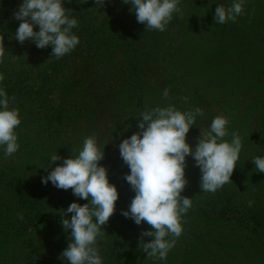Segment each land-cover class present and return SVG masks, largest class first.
I'll use <instances>...</instances> for the list:
<instances>
[{
    "label": "rangeland",
    "instance_id": "1",
    "mask_svg": "<svg viewBox=\"0 0 264 264\" xmlns=\"http://www.w3.org/2000/svg\"><path fill=\"white\" fill-rule=\"evenodd\" d=\"M70 1L71 6L66 3L68 0H65L63 6L71 11L70 16L72 11L77 14L75 18L78 19V27L73 32L78 36L81 34L89 37L95 32L92 36L95 37L99 35L96 31H100L103 37L112 34L109 46H119L122 43L119 31L124 24L125 32H130L131 24H139L131 5L124 4L122 0H105L102 6L97 4V0ZM21 3L22 0H0V23L8 15H13ZM219 3L229 6L232 0H181L182 14H175L164 32L155 31L159 36L156 41L145 40L146 50L142 52H148L147 55L154 60L147 64L150 72L143 79L122 71L114 73L110 78H106V73L79 75L78 71L74 72L75 68L70 70L69 66L67 70L58 71L51 80H46L50 86H46L49 88L45 97L43 95V101L39 99L28 107L22 98L10 103V108H19L22 123L17 128L20 144L18 152L5 156L0 150V264H56V258L61 260L59 264H67L61 254L71 242V230L65 231L63 228L62 213L60 215L59 212L60 216H57L55 222H50L48 214V218L44 215V221L34 225L31 215L23 210V207L36 201L40 203L32 207H62L59 204L62 196L60 193H65L59 192L51 182L43 184L41 178L49 175L51 167L61 165L63 159L78 155L83 140L94 136L101 149H104L105 158L100 163L108 169L110 182L118 190L130 186L124 179L130 169L121 158L118 145L139 131L137 124L140 114L169 104L181 111L194 110L193 98L197 96L204 99L200 107L204 115L198 117L197 125L190 129L188 143L195 148L202 135L201 129L207 130L212 119L218 115L226 116L230 122L229 136L225 139L230 140L231 133L235 132L241 136L243 143L238 166L231 177L232 182L215 193L202 192V195L210 197L216 194L220 200L224 195L230 196L241 216L253 215L250 212L246 215L247 209L263 212L264 173L256 170L252 159L258 155L264 156V0H247L244 13L235 22L229 21L223 25L214 21ZM248 7L254 13L250 14ZM16 23L14 30H17L20 21ZM36 30H39L38 27ZM3 32L0 30V34ZM14 35L9 36L8 32L6 36L3 34L4 46L10 50L9 55L5 51L3 61L9 59L14 62V58L18 60V65H11L7 69L8 73L16 69L18 75L26 76V82L34 92L38 88L35 84L45 81L42 70L44 59L39 56L32 41L21 44L15 40ZM88 37H82L80 42L84 43ZM128 59V56L124 57L121 53L109 62L100 63L116 67L128 65ZM214 74L222 75L221 81L212 78ZM120 78L122 81L118 80ZM66 84L93 93V97H97L95 105L87 109L86 105L80 104L82 94L75 96L74 90L66 92V98H70L66 102L63 92ZM120 89H125V92L122 90L119 93ZM165 89L169 90L168 97L163 96ZM45 110H53L55 121L47 122ZM51 154H57L62 159L53 164ZM187 163L189 183L186 187L196 193L202 190L201 171L192 157L188 158ZM19 179L28 183L34 192L44 198L36 199L27 194L23 196ZM64 191L66 195L72 193L71 189ZM19 193L21 198L17 196ZM22 196L26 205L22 203ZM75 199L81 205L88 203L76 196ZM128 199L127 202H121L119 195L116 210L104 227L115 228L120 233L128 232L130 236L124 241L113 242L112 247L102 245L101 240L97 241L103 264H131L126 256L129 252L132 256L136 248L140 249L137 245L139 240L133 237L138 231L142 233L146 226L143 228V225H137L121 214L131 204ZM64 201L69 205L73 203L70 198ZM249 201L254 202L252 206H249ZM19 214L23 215V220L19 219ZM71 215L67 213L68 218ZM227 227L232 228L230 225ZM234 233L237 236L235 238H242L238 227ZM215 234L209 232L201 244L202 249L196 250L193 257L184 262L180 257L188 247L185 241L194 237L185 228L183 234L176 238V244L167 259H157L154 264H264V236L260 237L263 241L261 248L237 243L239 248L244 249L237 251V247L219 244L229 243L230 236L221 237L223 235L219 232ZM148 239L145 237V242ZM126 242L127 245L123 246ZM120 251H125L124 258ZM136 257L141 258V264L151 259L141 249Z\"/></svg>",
    "mask_w": 264,
    "mask_h": 264
},
{
    "label": "clouds",
    "instance_id": "2",
    "mask_svg": "<svg viewBox=\"0 0 264 264\" xmlns=\"http://www.w3.org/2000/svg\"><path fill=\"white\" fill-rule=\"evenodd\" d=\"M122 2L131 5L137 22L145 24L147 31L164 32L174 15L182 14L181 0ZM246 2L232 0L229 6L219 3L215 23L235 22L244 13ZM64 3L65 0H22L14 13L15 20L20 21L15 40L21 44L32 41L40 49L51 47L52 57L57 59L70 54L80 43L79 36L73 32L78 19L69 15L71 11ZM104 3L105 0H97L98 5ZM4 50V36L0 34V63ZM3 79L0 74V150L5 156H12L20 148L17 128L22 120L19 108H10ZM163 96H169L168 89ZM203 115L200 107L181 111L172 104L145 110L138 118L139 131L118 145L120 156L130 169L124 179L135 192L128 210L121 214L137 225L150 226L140 237V249L148 258L166 260L176 238L184 232L182 218L193 204L192 198L182 195L189 183L186 175L189 157L201 171L202 192L215 193L232 182L243 148L242 138L233 132L230 140L225 139L229 136L230 122L226 116L218 115L207 130L201 129L202 135L193 148L187 136ZM50 158L53 164L62 159L57 154H51ZM104 158V149L94 136H89L83 140L78 155L63 159L61 165L51 167L49 175L41 178L45 185L51 182L58 189H71L74 196L88 201L83 205L73 202L64 213L62 226L65 231L71 230V242L61 254L67 264H103L97 241L102 238V226L113 216L119 200L117 186L110 182L108 169L100 163ZM252 162L258 172L264 173V156L258 155ZM248 203L252 206L254 202ZM67 213H72L70 218ZM19 219L23 220L22 214ZM145 237L153 239L145 242Z\"/></svg>",
    "mask_w": 264,
    "mask_h": 264
},
{
    "label": "trees",
    "instance_id": "3",
    "mask_svg": "<svg viewBox=\"0 0 264 264\" xmlns=\"http://www.w3.org/2000/svg\"><path fill=\"white\" fill-rule=\"evenodd\" d=\"M14 1V0H12ZM18 1V0H15ZM71 6L72 2L68 0L66 2ZM13 8V7H12ZM248 10L251 13H254V10L250 11V7H248ZM71 13L72 17H76L77 14L72 11ZM248 12V13H249ZM9 18V19H8ZM17 20L14 18V14L8 15L5 21L0 23V30L4 31L3 34L6 36V33L8 32L9 36H12L16 30L14 28L17 26L16 23ZM128 22V21H127ZM126 26V23L124 24ZM123 26L121 30L119 31V39H121V44L119 46H109V43L111 42L112 34L108 35L107 37H103L102 34H100V31H96L98 33V36L92 37L95 35V32L90 34L88 36H83L79 34V38L82 37H88L84 43L80 42L79 45L70 53L62 58L57 59L56 57H52V49L51 47H47L45 49L37 48L36 50L38 53H40V57L44 59L43 61V72L45 73V81L41 84H35L38 88L36 91L33 92L32 87L28 81V78L26 76H21V74L16 73V69H13L11 73H8L11 65H18V60L14 58V62L10 61L9 59H4L2 63H0V74H3V81L2 86L7 91L10 103L16 102L18 99H23L24 103L27 105H32L37 103L38 100H44V97L46 95L47 88L46 86H50V82L46 83V80H51L55 76V74L59 71L70 70L74 69V72L84 73L86 76L97 73H101L105 75L107 74L106 78L113 77L115 75L114 73H118L122 71V73H127L129 76L134 75L137 76L139 79H143V77L149 73V68L147 67V64H150L151 60L153 61V57L150 55H147V53H143L142 51L146 50V43L145 40H157L159 38L158 34L155 32L157 30H148L146 28L145 24H135L130 25V32L126 30V27ZM219 28V27H218ZM236 29V28H235ZM218 32V30H217ZM104 34V33H103ZM120 41V40H119ZM6 48V47H5ZM6 53L9 55L10 50L6 49L4 50V55ZM123 53L124 57L128 56V61L130 62L128 65H121L116 67H110L108 65H101L102 62H109L112 58H115V56L121 55ZM80 59V63H78V60ZM109 60V61H108ZM101 62V63H100ZM120 65V64H119ZM2 66V68H1ZM112 68V69H111ZM111 69V70H110ZM3 70V71H2ZM104 71V72H100ZM222 76V75H221ZM220 75L214 74L212 78L216 80L221 79ZM234 76V75H233ZM44 78V76H43ZM236 77H234L235 79ZM104 79V78H101ZM119 81H122V79H118ZM221 81V80H220ZM69 85V83H68ZM67 84L64 86L63 92L65 93V98L68 94L66 92H70L71 90H74L75 96L78 94H82V99L80 100V104L86 105L87 109L92 108V106L95 105V100L97 97H93V93L89 92L87 89L80 88L79 86H73V84H70L68 86ZM52 88V87H51ZM122 88V87H121ZM125 92V89H120L118 92ZM130 90V89H129ZM49 91V90H48ZM35 93V94H34ZM123 94V93H121ZM44 95V97H43ZM26 96V97H23ZM192 106L194 108L201 107L203 105L204 99H201L200 96L193 98ZM66 102L70 101V98H66ZM43 104V102H41ZM43 106V105H41ZM63 106V105H62ZM61 106V107H62ZM60 107V108H61ZM65 106H63L64 108ZM32 108V107H31ZM48 108H50L48 106ZM57 110V109H54ZM93 111V110H92ZM94 112V111H93ZM45 117L47 119V122L55 121L53 117V110H45ZM19 187L21 188V194L24 196V194H27L30 197H35L36 199L44 198L39 193L34 192L35 190L28 185V183L23 182V180H18ZM62 196L60 197L59 204H61L62 207H32L35 205H38L40 201L31 202L30 205H27V207H23L24 211H27V215H31L30 219L34 222V225L40 224V222L44 221V215L47 216L50 214V222H55L57 220V216H60L62 213V216H64V213L66 212L69 204L66 203L67 201H64V199H72L73 202H77L78 199H75V196L73 195V192L69 195H66V192L63 189H58ZM119 195L121 196V202H127V198H129L128 203L132 201L133 198L130 199V197L135 196V192L132 190L131 186H125L121 187L119 190ZM42 193H49L46 191H41ZM21 194L19 193L17 196L21 198ZM182 195H186L193 199L192 207L189 209L187 214L183 216V227L184 229H188L189 232H191L194 237L190 238L188 241H185L187 249L184 252V255L180 257V260H183L184 262L188 261V259L193 257V253L196 250H201L202 245L204 243L205 237L208 235L209 232L213 231V235L217 232H219L221 237H227L230 236L229 243H219L223 245H229L233 248L237 247V251L244 250L242 247H238L237 243L242 244H252V246H256L261 248L262 246V240L260 237L264 236V209L263 212L260 211H251L250 209L246 210V215L250 212L253 213V215H247L241 216L240 210L235 205L234 202H231L230 196H222L221 200L219 199L218 195H210L204 196L202 195V190H199L198 192L194 193L189 188L186 187L185 191L182 193ZM22 196V203L23 205H26L24 202V198ZM52 198V197H51ZM51 200V199H50ZM49 200V201H50ZM82 202V201H80ZM86 202H88L86 200ZM64 206V207H63ZM53 209H56L57 211H52ZM22 210V207L20 208ZM239 211V213H237ZM48 212V213H45ZM60 212V215H59ZM56 216V217H55ZM61 216V217H62ZM48 218V216H47ZM37 223V224H36ZM106 225V224H105ZM104 225V226H105ZM232 226L227 227V226ZM104 226L102 229V232L104 233L102 238H99L98 240H101L100 243L102 245L110 246L112 247L114 245L113 242H119L124 241L125 239L129 238L130 234L128 235V232H117L115 231V228H105ZM145 227V230H149L150 226L147 223L143 224V228ZM238 227L240 229V235L242 238H235L237 237L235 235V228ZM206 231L208 233H206ZM141 231H138V233L135 234L133 238L138 239L137 245L140 246V237H141ZM214 236H217L215 234ZM219 237V238H221ZM152 238L149 237V241ZM130 239H128L129 241ZM248 241L250 243H248ZM194 242H197L195 244ZM241 244V245H242ZM127 245L126 243H123V246ZM244 246V245H242ZM140 249L136 248L132 252V256L130 255V252L126 256L127 259L131 260V264H141L142 260L141 258L138 259L136 257L137 252ZM122 254V258L125 257V251H120ZM156 258H151L148 260L145 264H154ZM60 259L56 258L55 263L59 264Z\"/></svg>",
    "mask_w": 264,
    "mask_h": 264
}]
</instances>
